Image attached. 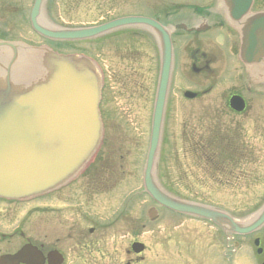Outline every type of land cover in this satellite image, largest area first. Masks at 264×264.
<instances>
[{"label":"water","instance_id":"water-1","mask_svg":"<svg viewBox=\"0 0 264 264\" xmlns=\"http://www.w3.org/2000/svg\"><path fill=\"white\" fill-rule=\"evenodd\" d=\"M39 3L40 0H36L32 13ZM260 20L264 21V15H258L256 21ZM133 23L154 26L144 19L127 18L75 30L41 29L34 22L33 27L52 40L78 41ZM254 27L255 23L250 20L242 28L241 59L245 63L253 61L251 51L245 49L253 41ZM262 30L264 32V26ZM160 41L161 68L144 169L145 191L156 203L170 210L210 220L234 233L251 232L264 221V209L252 224L241 225L220 211L167 196L152 179L171 55L168 37L163 32ZM11 49L13 54L8 67L0 70V197L26 200L68 181L95 152L101 137L97 109L101 78L93 62L83 56H61L47 48L24 46L17 51L11 46ZM260 53L257 56H264V49ZM184 96L192 98L194 95L185 93ZM231 101L236 110H242L238 98ZM35 258L37 254L26 247L11 257H2L0 264L5 261L28 263Z\"/></svg>","mask_w":264,"mask_h":264},{"label":"rangeland","instance_id":"rangeland-1","mask_svg":"<svg viewBox=\"0 0 264 264\" xmlns=\"http://www.w3.org/2000/svg\"><path fill=\"white\" fill-rule=\"evenodd\" d=\"M175 1L179 2L183 0ZM105 2L109 5H105ZM115 3V0H70L69 2L54 0L51 10L55 14L54 18H57L60 13L58 20L60 25L83 27L93 25L117 14L137 12L142 7L135 0L124 1L121 5H115ZM58 49L61 51L80 50L85 53H93V50L89 48V44L73 45L71 47L60 45ZM179 63L184 65V61H180ZM183 70L185 71L186 67ZM219 70H221L220 66L214 65L212 67L213 73H209L208 77H200L201 79L199 78L197 81L192 79L194 78L192 76L187 77L188 79L186 80H181L180 71L175 74L173 87L169 96L170 101L168 106L170 105V107L166 115L167 123L164 130L166 131L164 139L167 142L163 141L161 145L162 154L159 160V167L163 168L164 173L174 176H178L179 169H181L180 186L174 187L181 197H191L205 205L214 206L227 212H235L234 214L238 216L243 209L257 204L260 198L264 196V129L259 132L260 128L257 127V125L264 126V99L246 95L250 106L246 113L238 116L225 113L226 111L223 107L225 98L224 89L233 83L231 80L230 82L224 80L221 82V86L217 84V78L221 74ZM207 78H209V81H207ZM211 84L213 86L212 91L202 95L200 99H196L189 104L181 101L182 91H203ZM111 91H114V89ZM114 104L115 107L111 105L113 109L111 115L116 119L117 123L112 125L120 133L116 136V141L113 143L115 146L120 145L123 148V158L118 162V165H120V169L123 168L125 173L141 174L148 147L150 107L147 109V105H144L140 111H137L138 107L133 110V108L123 107L117 101ZM213 122L217 125L229 126L231 129H233V126H241L245 130L241 132H246V136L254 148L255 162L254 165L249 163L247 166H244L242 170L244 174L256 171L262 177H242L244 181L240 180L239 190L237 191L236 187L235 189H232L231 186L223 188L213 182H209L205 178L193 179L190 177L191 167L180 166L184 159L182 158V152L184 151L182 131L184 126L189 125L194 132H202L204 133L203 135H206L205 132L209 130L207 127L213 125ZM157 158L158 155L156 160ZM251 179H253V182ZM122 184H125L124 186L128 188L122 187L118 192V194H122V197L119 199L136 200V198L131 197V194L141 191L142 177H124L122 178ZM185 185L186 188H182ZM140 199L139 205L133 208L134 212H129L121 220L123 221V225H126L127 222L134 223L135 218L139 216V210L141 208L146 209L152 205L147 196L140 197ZM114 200L115 196L113 194L95 196L93 201L90 202L89 219L79 218L78 213H65L63 222L59 225L46 229H44V225H39L37 228L50 232L53 231L56 235L66 236L70 221H73L80 227L84 221L89 220L93 222H111L117 215V212H115L116 207H120L123 204L121 200ZM29 206V204L18 206L19 212L16 211L13 215L10 211V213L2 214L0 232L13 231V229L18 227L20 222L19 226H21L24 220V213ZM163 212L156 220V223L147 226L144 233L140 235V240L148 247V251L145 254L146 259L159 258L154 264H257V258L251 249H249L248 238L240 240L244 248L240 247L236 253L229 254L230 250H226L227 246L225 243H221V247L214 245L208 247L206 250L202 247L203 243L208 244L210 240L214 241V233L211 227L201 222L175 215L171 216L170 213ZM22 228L25 231L27 225L22 226ZM121 228L114 229L113 234L121 233ZM130 238V236H126L124 240H119L116 248L123 247ZM176 238H184V240L191 238V248L187 247L184 241L175 250L177 246V240L175 242ZM164 239H166L164 243L167 245H163L162 247L161 243H163ZM193 239L194 241L203 240V242L194 246ZM6 246L8 247L6 242L0 243V250L6 248Z\"/></svg>","mask_w":264,"mask_h":264},{"label":"flooded vegetation","instance_id":"flooded-vegetation-1","mask_svg":"<svg viewBox=\"0 0 264 264\" xmlns=\"http://www.w3.org/2000/svg\"><path fill=\"white\" fill-rule=\"evenodd\" d=\"M31 2L33 3V0H0V20H2L0 22L3 23L4 30L2 37L5 39L16 37L24 40L28 34L38 37L26 24L27 17L29 20ZM201 9L203 8H195L192 15L197 29L210 30L224 26L222 22H219L218 15L209 14L208 9H204L207 13L205 14ZM262 10H264V0H253L251 11ZM222 11L223 16L226 17L225 10ZM219 15L222 17L221 14ZM147 16L164 23L160 14ZM171 17V13L165 15L166 20L169 19L165 23L166 26L170 25ZM39 19L41 23H44V9L40 12ZM234 32L238 37V31ZM229 35L237 39L231 32ZM31 42L42 44V41ZM171 42L174 51L181 47L175 33L171 35ZM92 44L93 57L102 68L104 80L101 113H111L113 110L111 105L114 106L115 101L121 105L130 106L136 98L137 101L143 100L153 84L156 59L152 49L158 51L155 37L149 30L136 27L123 28L92 40ZM192 58L198 61L197 57ZM250 74L252 78L260 77L256 66L252 68ZM113 89L114 91H111ZM236 145L239 144L236 143ZM106 153L110 155L109 151ZM111 172L112 169L100 164L92 173L80 174L65 188L45 194L39 202L30 203L22 222L23 225H27L26 230L22 232L20 226L7 235L0 233V243L6 242L8 245L0 250V255L13 254L22 246L30 244L41 254L43 258L41 264H48L47 257L53 253L61 256V264H139L144 261V258L140 257L144 252L140 255L133 254L128 242L123 247L116 248L118 241L124 240L127 233L125 231L116 234L114 239L112 223H96L89 220L84 221L80 227L70 221L66 236L44 230L62 223L65 213H78L79 218L89 219L90 202L98 193L102 194L107 189L109 191L112 185L111 177L117 176ZM235 178L239 180V177ZM18 206L21 205L0 200V220L2 214L11 212L13 215L16 211L19 212ZM39 225H44L45 228L38 229ZM53 263L50 260V264Z\"/></svg>","mask_w":264,"mask_h":264},{"label":"trees","instance_id":"trees-1","mask_svg":"<svg viewBox=\"0 0 264 264\" xmlns=\"http://www.w3.org/2000/svg\"><path fill=\"white\" fill-rule=\"evenodd\" d=\"M214 152H217L216 150ZM234 160L233 156L231 154L228 153H222V151H220L215 157H214V166H219V165H224V162H230Z\"/></svg>","mask_w":264,"mask_h":264}]
</instances>
